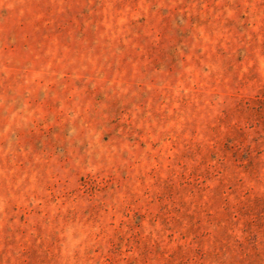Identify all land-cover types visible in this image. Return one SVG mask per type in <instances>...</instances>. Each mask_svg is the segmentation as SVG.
I'll list each match as a JSON object with an SVG mask.
<instances>
[{
  "label": "rangeland",
  "instance_id": "1",
  "mask_svg": "<svg viewBox=\"0 0 264 264\" xmlns=\"http://www.w3.org/2000/svg\"><path fill=\"white\" fill-rule=\"evenodd\" d=\"M0 264H264V0H0Z\"/></svg>",
  "mask_w": 264,
  "mask_h": 264
}]
</instances>
